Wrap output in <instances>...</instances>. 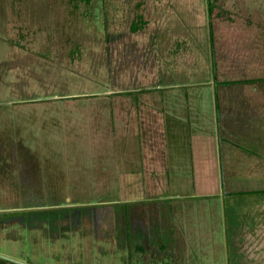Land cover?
Returning <instances> with one entry per match:
<instances>
[{"label": "rangeland", "instance_id": "rangeland-1", "mask_svg": "<svg viewBox=\"0 0 264 264\" xmlns=\"http://www.w3.org/2000/svg\"><path fill=\"white\" fill-rule=\"evenodd\" d=\"M0 44V261L264 264V160L241 146L244 134L229 136L258 104L236 100L244 110L226 112L223 132L215 109L216 93H264V0H0ZM115 98L182 116L165 132L167 143L180 136L179 148L152 171L170 193L146 194L176 215L154 228L135 223L138 201L128 205L111 175L132 169L119 157L127 114L112 124L103 111ZM73 105L82 112L63 109ZM257 118L264 123V112ZM193 133L218 138L209 196L190 179ZM113 138L115 170L103 164Z\"/></svg>", "mask_w": 264, "mask_h": 264}, {"label": "crops", "instance_id": "crops-1", "mask_svg": "<svg viewBox=\"0 0 264 264\" xmlns=\"http://www.w3.org/2000/svg\"><path fill=\"white\" fill-rule=\"evenodd\" d=\"M4 48H5L4 44H0V50H1L0 62L2 66L4 65V59H5L4 52H3ZM221 94H223L222 98H219L218 96H220ZM255 96H258V100L255 98ZM224 99H228L227 107H225L223 104ZM236 100H242L244 104L248 107L254 105L253 102L257 103L258 105L255 108V112L253 111L251 113H246V114H252V115L244 116V120L241 121V123H236V124L231 123L230 124L231 128L232 129L235 128L236 132H234L233 135L232 134L229 135L228 133V135L231 137H235L236 139H240L241 137H243V134H244V139L241 142V146L243 145L242 147H247L246 145H250V146L255 147L256 150H252V152L254 153V151H257V153L252 154V155L255 156V159H257L255 161L262 162L264 160V123H262L263 120L258 119L257 116L260 112L261 113L264 112V109L261 108L262 102H264V93H216L215 103L217 105V109L219 112L218 115L220 116L221 114L220 116L221 132H223V130L225 129L224 128L225 124H223V121L227 116L226 112L227 113H230V111L237 112L238 108L240 109L243 108L244 110V106L241 107L236 102ZM121 101L122 100L115 98L114 104L111 105L109 103L108 104L109 106H107L108 108L107 107L103 108V111L104 112L108 111V113L111 115L110 121L112 124L116 117L115 114H118L121 112L127 114L128 118L123 117L122 119H120V121L122 122L119 125L123 123L126 125H129L130 131L128 133H125L128 136V139L126 141L125 140L121 141L122 145L118 144V139H115V138L110 139L107 145H110V148H112V153L114 152L112 160L109 158V162L104 163L103 157L101 156L97 159L96 165L103 161L104 165L107 163L109 167L114 168V170L118 168V166L114 167L113 163L117 161L118 156L116 155V153L118 154V145L121 146L120 149L122 151L119 154V157L124 159V164H122V166L125 167L127 165L126 167L127 169L128 168H132V169L123 173L120 171V167H119L118 168L119 171H117L116 175L114 174H111V175L119 179L117 180V182L119 183V186L122 189V193H124L123 195H124L126 203L128 201V203L132 204L138 201V203H136V205L138 206L134 208V211L136 213H139L136 220H134L135 223L141 224V227L146 225L147 228L151 226L154 228V226L157 225L161 217H164L165 215V220L171 221L172 213L175 214V212H172L171 206L169 207L163 206L164 208L162 209V207L158 206L157 204L156 205L153 204V202H151L153 204L151 205V203L148 202L150 196H148V199H147L146 194L153 195V194H157L160 192H165V190L166 192L170 193L169 185L164 186L161 183L162 181H159L157 178H155L152 171H158L159 170L158 167L161 169V171H162V167L165 168V164L163 160L166 157V153L173 154L172 148H173L174 143H175V147L179 148L178 145L181 141L180 136L178 137L180 140L175 139L173 143H170V142L167 143L165 132H167V129L168 131L172 130L173 127H170V124L174 125L178 122H182V116L180 117V115L177 114V113L180 114V112H179V109H176L175 107H172L174 108L173 114L177 117H173V114H171L169 111L165 112L164 110H161V106H158V105H157L158 107L157 110L154 108L148 109L142 106L138 107L136 105L134 106L119 105L118 106V104ZM66 102H69V101H66ZM124 103L128 104L127 101H124ZM216 105H215V109H216ZM63 109L69 110L68 111L69 113L72 112L74 114H77V113L80 114L82 112L80 107H77L75 105L71 107L63 106ZM89 110H91V108ZM89 110L87 109L86 112ZM97 110H100V108L94 109L95 112ZM175 110H177V113H175ZM133 114L134 116L132 117ZM148 115H151L150 118L152 120L145 117ZM81 119L83 118L75 117L74 120H77L76 122H78V121H81ZM149 121L152 122L151 123V127H153L152 131L149 129L148 126L146 127ZM117 122L119 121L117 120ZM0 123H2L1 119H0ZM67 123H70V122H67ZM247 124L249 125L252 124L251 126H255V127L246 129L245 126ZM95 126L98 127L100 126V124H95ZM113 126L111 127L112 130L115 128ZM117 128L119 129L120 127H118L117 125L116 129ZM127 128L128 127L126 126V129ZM252 129H255V131L257 132L255 133L256 138L255 139L252 138L251 132L248 134V138H246L245 137L246 130L251 131ZM111 135L114 136L113 134ZM222 137H225V136L222 135ZM189 140L191 141V143H193L192 154L194 157L193 162L189 168V170L191 171L190 179L192 181L193 186L196 187L198 195H201V196L208 195L209 196L213 193L215 189L217 192L218 185H219V178H218L219 169L217 166L218 165V160H217L218 155L216 151V147L218 145L217 143L218 138L214 134H210L209 138H204L201 135H196L193 133L191 136H189ZM98 142H100V145L98 146H102L104 145L103 143L105 141L103 140V141L95 142L93 144V149H94V146L97 145ZM2 148H3V139H0V163L1 165L3 164V161H4L2 157L3 155ZM230 148H228V151H231ZM120 149H119V152H120ZM176 149L177 148H174L173 152H175ZM230 153L232 154L231 157L233 156V158H235L236 154H235L234 149H232ZM244 154H247V152L243 151V154L240 153V158L242 160H243ZM127 156H130V158L128 159ZM174 161H177V160H175L174 158ZM126 168H123V169H126ZM168 169L170 171L172 169L176 170L174 167L172 168L169 167ZM150 173L152 175V179H150V176H149ZM2 180L3 178L0 176V181ZM135 195H137V197H135ZM140 195H144V196H140ZM159 201H163V199L162 200L158 199L157 202ZM161 211H162V215L160 216ZM139 234H145L144 229L141 228L140 231L138 230V235ZM164 251H166L165 248L162 252Z\"/></svg>", "mask_w": 264, "mask_h": 264}, {"label": "trees", "instance_id": "trees-1", "mask_svg": "<svg viewBox=\"0 0 264 264\" xmlns=\"http://www.w3.org/2000/svg\"><path fill=\"white\" fill-rule=\"evenodd\" d=\"M209 34L211 35V28H209ZM210 37H211V36H210ZM210 43L212 44L211 38H210ZM211 48H212V46H211ZM216 111H218V109H217V105H216ZM0 264H8V263L5 262V261H0Z\"/></svg>", "mask_w": 264, "mask_h": 264}]
</instances>
